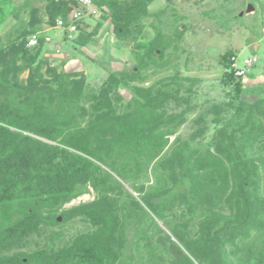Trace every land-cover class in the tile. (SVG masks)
<instances>
[{"label": "trees", "instance_id": "1", "mask_svg": "<svg viewBox=\"0 0 264 264\" xmlns=\"http://www.w3.org/2000/svg\"><path fill=\"white\" fill-rule=\"evenodd\" d=\"M153 1L96 0L95 28L79 27L72 40L85 46L108 21L117 37L127 38L140 31ZM77 4L47 0L45 16L32 7L28 23L21 20L0 38V264H125L129 220L145 208L153 221L180 210L184 220L171 229L176 241L159 237L171 264H264V99L208 108L218 127L204 146L206 113L194 119L198 127L189 137L171 141L187 109L170 112V104L191 109L179 84L134 85L136 98L122 108L119 86L139 76L124 70L111 73L84 105V73L60 71L47 57L36 61L46 44L42 35L29 46L39 23L53 26ZM161 39L148 44L138 66L164 54ZM152 164L155 183L136 186L137 198L119 178L137 180ZM90 188L93 200L64 207ZM59 217L61 224L79 218L92 228L58 248L4 252L60 224Z\"/></svg>", "mask_w": 264, "mask_h": 264}, {"label": "rangeland", "instance_id": "2", "mask_svg": "<svg viewBox=\"0 0 264 264\" xmlns=\"http://www.w3.org/2000/svg\"><path fill=\"white\" fill-rule=\"evenodd\" d=\"M27 1H31V5L26 8ZM46 3L47 0H0V38L6 40L21 20L28 23L32 7L39 10V16H45ZM17 10L19 16L15 14ZM98 20L99 16L87 19L85 28L93 30ZM139 26V32L120 38L108 21L97 37L83 46L75 39H64L61 28L41 22L38 34L49 35L52 41L44 44L36 61L45 55L59 65L60 71H82L86 80L82 103L86 106L92 102L90 94H97L111 73L124 70H136L139 76L119 86L122 108L136 98L134 85H160L164 82L173 84V88L181 85L179 95L189 98L191 109L186 102L178 104L173 101L170 104V112L187 109L186 121L171 141L176 136L189 137L198 127L194 119L206 113L207 131L199 140L201 146L211 142L218 127L212 121L214 115L207 112L208 108L213 105L231 108V103L240 100L264 99V0H154L141 17ZM159 34L166 45L164 54L146 58L144 65L138 66L146 47ZM233 55L239 56L240 62L252 56H257V61L250 72L237 76L230 68ZM26 57L21 55L19 63H24ZM20 76L25 79L28 69L22 70ZM119 180L127 191L139 198L136 186L145 184L149 187L155 183L153 164L137 180ZM95 197L96 192L90 188L64 207L91 201ZM145 210L137 209L129 220L124 263L171 264V257L159 237L168 234L176 241L171 229L184 220L180 210L174 215L169 214L167 221L157 217L153 221L150 211ZM59 222L54 227L43 226L40 233L30 235L23 244L4 252L12 254L38 247L58 248L92 228L79 218L61 224L62 218L59 217ZM190 227L193 233L196 232V224Z\"/></svg>", "mask_w": 264, "mask_h": 264}, {"label": "built area", "instance_id": "3", "mask_svg": "<svg viewBox=\"0 0 264 264\" xmlns=\"http://www.w3.org/2000/svg\"><path fill=\"white\" fill-rule=\"evenodd\" d=\"M96 0H78L77 6L68 15L67 18L58 16L55 20L54 27L63 30L64 39H73L79 32V27L85 26L87 19L95 18L100 15V9L95 2ZM45 43L52 41L51 36H44ZM39 44V34H34L29 40V46H36ZM257 61V56L247 57L240 62L239 56L233 55L231 57L230 68L237 76H244Z\"/></svg>", "mask_w": 264, "mask_h": 264}, {"label": "crops", "instance_id": "4", "mask_svg": "<svg viewBox=\"0 0 264 264\" xmlns=\"http://www.w3.org/2000/svg\"><path fill=\"white\" fill-rule=\"evenodd\" d=\"M47 44V43H46ZM42 57H46L45 55L44 56H42Z\"/></svg>", "mask_w": 264, "mask_h": 264}]
</instances>
